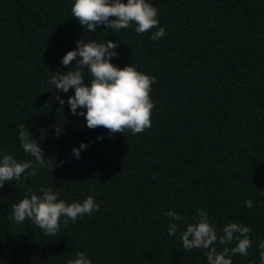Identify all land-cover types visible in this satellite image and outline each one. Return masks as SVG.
Returning <instances> with one entry per match:
<instances>
[{
  "label": "trees",
  "instance_id": "1",
  "mask_svg": "<svg viewBox=\"0 0 264 264\" xmlns=\"http://www.w3.org/2000/svg\"><path fill=\"white\" fill-rule=\"evenodd\" d=\"M149 2L167 32L159 41L149 38L156 29L88 32L73 18L72 0H0V150L32 159L17 139L25 124L53 164L0 188V264H68L77 252L92 264H207L204 250L186 251L179 234L168 236L169 210L192 222L198 208L220 235L229 222L249 227V254L234 256L233 264H260L264 0ZM81 39L111 40L119 45L114 66L134 63L155 77L150 128L109 138L102 126L86 127L67 103L61 108L56 95L66 101L74 91L56 92L48 82L73 67L60 61ZM82 142L89 146L76 159L72 149ZM49 186L67 203L91 195L100 209L51 236L8 218L13 203Z\"/></svg>",
  "mask_w": 264,
  "mask_h": 264
},
{
  "label": "clouds",
  "instance_id": "2",
  "mask_svg": "<svg viewBox=\"0 0 264 264\" xmlns=\"http://www.w3.org/2000/svg\"><path fill=\"white\" fill-rule=\"evenodd\" d=\"M71 13L80 26L91 33L103 26L116 32L133 27L137 34L156 29L149 37L152 41H159L167 35L165 27H159L158 8L149 0H72ZM110 17L114 19L110 20ZM118 46L111 40L75 41V50L68 51L60 61L64 66L74 62L73 67L53 75L48 82L56 92L67 94L72 89L74 95L66 101L56 95L61 108L67 103L72 115L84 118L86 127L95 129L102 126L109 130V138L125 130L133 136L144 132L151 127L154 108L150 93L152 85L156 84L155 77L140 71L134 63L123 68L114 66L110 61L118 56ZM85 72L90 79H85ZM85 81L88 83L85 84ZM17 132L21 149L32 159L19 161L12 154L0 150V188L12 181H27L42 168L49 167L51 171L53 168V164L43 158L41 144L32 138L25 124H20ZM103 139V136L97 137V142ZM88 146L82 142L79 148H73L74 157L79 159L80 153ZM63 163L61 161L60 165ZM39 193L28 192L19 202L13 203L8 218L16 224L31 221L45 235L51 236L58 233L61 226L67 227L69 222L74 224L78 218L90 216L100 209L91 195L82 201L67 203L59 198L58 188L42 187ZM244 205L248 209L254 206L251 200H245ZM166 215L173 221L169 223L168 236L179 234V241L186 251L204 250L207 264H233L234 256L247 257L248 249L252 247L251 230L242 223H227L219 229L220 235L217 224L205 210L196 209L192 222L176 211L169 210ZM234 240V247L226 246ZM217 245L223 247L218 250ZM259 248L260 264H264V239L259 241ZM68 264H92V260L86 252H77Z\"/></svg>",
  "mask_w": 264,
  "mask_h": 264
}]
</instances>
